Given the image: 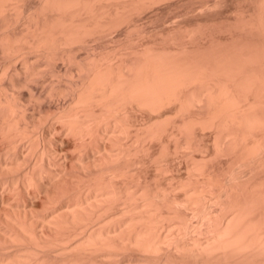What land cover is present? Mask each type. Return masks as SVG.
<instances>
[{
	"label": "bare ground",
	"instance_id": "1",
	"mask_svg": "<svg viewBox=\"0 0 264 264\" xmlns=\"http://www.w3.org/2000/svg\"><path fill=\"white\" fill-rule=\"evenodd\" d=\"M250 1L223 26L259 42L216 45L186 17L220 0H0V264H264V0ZM205 155L230 166L210 173Z\"/></svg>",
	"mask_w": 264,
	"mask_h": 264
},
{
	"label": "rangeland",
	"instance_id": "2",
	"mask_svg": "<svg viewBox=\"0 0 264 264\" xmlns=\"http://www.w3.org/2000/svg\"><path fill=\"white\" fill-rule=\"evenodd\" d=\"M223 2H224V3H223ZM251 2H252V1H250V0H242V1H241V0H225V1L220 0V2L218 3V5H216V7L213 6V7H211V9H208L209 12L206 10V11H204V12H206V13L203 12V14H202L201 16H200V15H197L198 17L200 16V18H198L197 16H196V18H194L195 16H193V17H192V16H190V17H186V18H187V19H186V22H187L186 24L188 25L189 23H192V24L194 25V24H195V20H196V22H199V23H200L199 25H201L200 27H201V30H203V32L206 31L207 28H208V30L206 31V32H207V34H206V35H207V38H206V39H209L210 37H209L208 34L210 33V35H211V33H212L211 36H213V37L215 38V39H214V40H215V42H214L215 44H216V43L218 44L219 42L222 44V42H225V41H226V42H225L226 44H228L227 42L231 43V42L234 40V39H232V38H236V39H237V37L240 36V35H239L240 33H238V32L235 31V32L238 34V36H237V34H235V32L233 31L234 33L230 35V33H228L227 30H225V26L228 27V25H226V24L229 23L228 21H232V20H233L232 17L234 16V13H235V10H234V9H237V8L239 9L238 5H242V6L240 7V9L243 8L244 10H246V11H245L246 13H249V12L251 13V11H253V6H252L253 4H251ZM252 3H253V2H252ZM220 4H221V5H220ZM222 4H223V5H222ZM219 5L221 6V8H219V7H220ZM218 6H219V7H218ZM235 6H236V7H235ZM217 7H218V9H214V8H217ZM212 9H214V10H212ZM221 9H222L223 11H222ZM238 9L236 10L237 13H238V11H239ZM219 10H220L221 12H220ZM159 11H160V10H159ZM210 11H211V12H210ZM231 11H233L234 13L231 12ZM240 11H243V10H240ZM230 12H231V13H230ZM162 13H163V14H162ZM164 13H165V11L161 10V12H159L158 17H159V16L162 17L161 14L164 15ZM246 13H245V14H246ZM147 14H148V12H147ZM149 14H151V13H149ZM206 14H207V16H206ZM144 15H146V13H145ZM229 15H231V18H232V19H230V16H229ZM201 17H202V18H201ZM152 18H153V17H152ZM189 19H190V20H189ZM199 20H200V21H199ZM183 21H184V24H185V20H183ZM227 22H228V23H227ZM155 23H157V25L159 24L157 21H155ZM201 23H202L203 25H202ZM204 24H206V25H204ZM212 24H213V25H212ZM150 25H151V24H150ZM154 25H155V24L153 23L152 26H154ZM223 25H225V26H223ZM148 26H149V25H147V27H148ZM152 26H151V27H152ZM151 27L149 26V28H151ZM203 28H204V29H203ZM210 30H211V32H210ZM229 31H230V30H229ZM217 32H218V33H217ZM204 33H205V32H204ZM204 33L202 34L203 37H204ZM231 33H232V31H231ZM152 34H153V33H152ZM152 34H151V35H152ZM234 34H235V36H234ZM202 35L199 36L200 39H201V41H200V39H199V40H198V43H199V41H200L201 47L203 48L204 46H207V45H208V42H207L208 40H206L205 37H204V41L206 40V42H207V43L204 42V43H206V44H204V43H203V40H202V38H201ZM206 35H205V36H206ZM242 35H243V34H241V36H240L239 38H242V39L245 38V40H250V39H248L249 36H250L249 34H248V35H247V34H244L245 37H242ZM246 35L248 36L247 39H246V37H247ZM149 36H150V35H149ZM153 36H154V35H153ZM215 36H216V37H215ZM236 36H237V37H236ZM252 36H253V35H251L250 38H252ZM146 37H147V36H146ZM150 37H151V36H150ZM150 37H147V38H146V39L149 38L148 41H146V42H145V41H141L140 43H142V42H143V43H148V42H150V41H151V40H150ZM154 37H155V36H154ZM199 37H198V38H199ZM208 37H209V38H208ZM231 37H232V38H231ZM155 38L158 39V37H155ZM211 38H212V37H211ZM211 38H210V39H211ZM253 38H255V40H256L257 42H256ZM253 38L250 40V42L252 41L251 43H253V40H254V43H258V42H259V40H258V38H257L256 36H254ZM151 39H152V38H151ZM157 39H156V41H154L155 39H154V40L152 39V42H150V43L154 44L155 42H157ZM210 39H209V41H210ZM231 39H232V40H231ZM143 40H145L144 37H143ZM237 40H238V39H237ZM237 40H236L235 43H237V42L239 41V40H238V41H237ZM240 40H241V39H240ZM230 41H231V42H230ZM234 41H235V40H234ZM234 41H233V42H234ZM153 42H154V43H153ZM242 42L244 43L243 40H242ZM246 42H247V41H246ZM198 43H197V44H198ZM202 43L204 44V46L202 45ZM220 43H219V45H221ZM238 43H240V41H239ZM251 43H250V44H251ZM156 44H157V43H155V45H156ZM200 44H199V46H200ZM217 44H216V45H217ZM245 44H248V42L245 43ZM157 45H158V44H157ZM188 46H189V45H188ZM201 47H200V49L202 50ZM204 48H205V47H204ZM204 48H203V49H204ZM63 76H66V75L63 74ZM64 78H66V77H64ZM64 78H62V79H64ZM67 78H68V77H67ZM63 81H66V80L64 79ZM63 81H62V82H63ZM67 81H68V79H67ZM65 83H66V82H65ZM166 109L168 110V108L165 107V108H164V111H165ZM162 111H163V110H162ZM162 111H161V112H162ZM165 112H167V111H165ZM137 113H138V114H137ZM139 113H140V114H139ZM141 114H142L143 116H142ZM144 114H145V115H144ZM144 114H143V112H141V111H140V112H136L135 114H133V115H134L133 118H134L135 120H137V123H140V122H142L143 120H147V117H145V116H147V112H146V113L144 112ZM168 114H169V113H168ZM137 115H138V116L140 115L139 118H137V117H138ZM141 116L144 117V119L142 118V121H141V119H140ZM135 117H136L137 119H136ZM145 118H146V119H145ZM139 120H140V121H139ZM138 121H139V122H138ZM206 132H208V134H206L205 131H204L205 135H210L209 130H207ZM210 136H211V135H210ZM210 136H208L209 139H208V137H206V136L203 137V139L205 138V139H204V140H205V144H209V143H210ZM197 138H198V137H197ZM206 138H207V139H206ZM203 139H202V140H203ZM204 140H203V143H204ZM195 141H196V140H195ZM200 142H201V140H200ZM203 143L201 142L200 144L203 146V145H204ZM169 146H170V144H169ZM70 149H71V147L68 148V151H70ZM154 149L156 150V145H155V148H153L152 151H155ZM169 149H170V150L172 149V144H171V146L169 147ZM170 150H169V151H170ZM189 150H190V149H189ZM189 150H188V151H189ZM191 150H192V149H191ZM192 151H193V150H192ZM192 151H189V152H191L192 154H191V153H188V152H184L183 154L186 153L184 157L186 158L187 155L189 156V154H191L192 156H196V158H199V156H200V152H199V156H198V155H197V154H198L197 151H196V153L194 152L195 155H193V152H192ZM170 153H171V152H170ZM170 153H168V155H169ZM203 153H204V152H203ZM183 154H182V155H183ZM204 154H206V153H204ZM172 155H173V154H172ZM178 155H179V156H178ZM178 155H177L175 158H173L175 155H173V156L169 155V156H171V157H170L171 159L168 158V160H169V159H170V160L167 161V163H168V162H171V161H172V162L169 163L170 167H169V165L166 163V167L168 166V168L170 169V170H169L168 168H166V169L169 170L168 173H167L166 175H167L168 177H169V176H172V175H175V176H178V177L182 178V180H183V179H185L186 176H187V170H186L187 167H186V166H187L188 164H187V165L185 164V158H184L183 156H182V158H183L184 160H180L179 162H177L179 159H181V158H179V157H181V153H179ZM191 155H190V156H191ZM169 156H167V157H169ZM206 156H207V155H205V157H206ZM143 158H144V161H145V160H148L149 164H148L147 162H145L147 167L145 166V168H144V165H145V164H144V165L141 164L142 166L140 165V163H142V162L144 163V161H142V162L138 161V162H140V163H138V164L140 165L139 169H138V167L136 168V169L138 170V172H140L141 175H142V173H143V175L146 176V178H147V176H149V178H152V180L150 179L151 181H153V180L156 181V180L159 179V182L162 183L161 180H160V178H158V179L156 178V176H157L158 173H157V174H154L155 171H156V168H157V167L155 168V166H157V164H156L155 162H154V163H150L151 160H149V159H147V158L145 159V157H143ZM177 158H178V160H176ZM187 158H188V157H187ZM206 158H207V160H209V159H208L209 156L206 157ZM218 158H219V157H218ZM220 158H222V161H221L220 164H219V161L216 160V159H214V158H212V160H209L208 162L205 163V164H206L205 166H206V168L209 170V172L213 170V172H210V173H213V174H218V173H219V174H221L220 172H218V170H219V171H220V170L222 171V168H223V167H224L223 169L225 170V166H226V167H227V166H228V167L230 166V164H228L226 160L224 161L225 158H223V157H220ZM141 159H142V158H140V160H141ZM172 159H173V160H172ZM174 160H175V161H174ZM207 160H206V161H207ZM214 160H215L216 162H214ZM219 160H220V159H219ZM187 161H188V160H187ZM187 161H186V163H187ZM210 161H211V162L213 161V162L211 163ZM152 162H153V161H152ZM175 162H176V164H175ZM188 163H189V162H188ZM208 163H209V164H208ZM138 164L136 163V166H139ZM147 164H148V165H147ZM151 164H153L154 166L151 165ZM155 164H156V165H155ZM174 164H175V168L173 167ZM207 164H208L209 166H207ZM211 164H212V166H210ZM221 164H222V165H221ZM223 164H224V165H223ZM177 165H178V166H177ZM219 165H220V166H219ZM134 166H135V165H134ZM152 166H153V168H154V169H153L154 171H153L152 168H151ZM179 166H180L181 170H180V168H179V169H176V168L179 167ZM181 166H182V167H181ZM217 166H218V167H217ZM221 166H222V167H221ZM141 167L144 168V169L142 168L143 171L141 170ZM171 167L173 168V171H175V173H173V172L171 171V170H172ZM220 167H221V169H220ZM228 167H227V168H228ZM148 168H149V169L151 168V170L148 171V170H147ZM145 169H146V170H145ZM139 170H140V171H139ZM178 170H179L180 172H179ZM224 170H223V171H224ZM226 170H227V169H226ZM170 171H171V173H169ZM176 171L179 172V173L177 174ZM214 171H215L216 173H215ZM263 171H264V169L262 170V173H264ZM148 172H150V173H148ZM166 172H167V171H166ZM217 172H218V173H217ZM224 172H225V171H224ZM140 173H139V174H140ZM145 173H146L147 175H146ZM172 173H173V174H172ZM151 174H152V175H151ZM168 174H171V175H168ZM143 175H142V176H143ZM153 175H154V176H153ZM155 175H156V176H155ZM179 175H180V176H179ZM144 176H143V177H144ZM158 176H159V175H158ZM153 177H154L155 179H154ZM173 177H174V176H173ZM178 177H174V179H175V178H178ZM149 178H147V179H149ZM162 179H163V178H162ZM166 179H167V177L164 179V181L162 180V181H163L162 184H165V183H166V181L168 180V179H167V180H166ZM165 180H166V181H165ZM169 180H170V182L173 183L176 179L173 180L172 178H169ZM178 180H179V178H178ZM178 180H177V181H178ZM154 181H153V183H154ZM175 182H176V181H175ZM178 192H179V194H176V193H178ZM178 192L175 191V194H176L177 196L179 195L180 197H182L183 192H182V194H181L180 191H178ZM189 206H190V205H189ZM189 206H188L187 208H190ZM192 207H194V206H191V209H193V210H191V212H189L188 210H190V209H187L186 207H183L182 211L184 210L185 213H186V210H187V212L190 214V213H192V212L195 210V209H194L195 207H194V208H192ZM181 208H182V207H181ZM184 208H186V209H184ZM180 213H181V212L178 210V214H179V215H180ZM181 214H182V213H181ZM183 214H184V212H183ZM183 214H182V215H183ZM189 214H186V215H189ZM186 215H185V216H181V217L184 218V217H186ZM187 218H188V216L186 217V219H187ZM191 218H192V219H191ZM191 218H190L191 222L196 221V219H197L196 217H195V220H193V219H194L193 217H191ZM190 220H189V221H190ZM193 223H194V222H193ZM185 257H186V256H185ZM185 257H183V258H185ZM189 257H190V256L188 255V258H187V257H186V258H187V259H190L191 257H190V258H189ZM183 258H182V259H183ZM186 258H185L184 260H186ZM191 259H192V258H191ZM191 259H190V261H191ZM184 260H183V261H184ZM190 261H188V262H190ZM185 262H187V260H186Z\"/></svg>",
	"mask_w": 264,
	"mask_h": 264
}]
</instances>
